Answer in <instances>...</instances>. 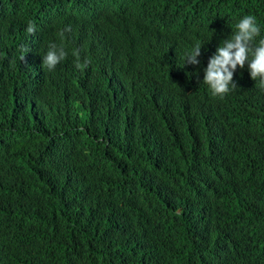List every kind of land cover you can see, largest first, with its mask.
<instances>
[{"label":"trees","instance_id":"16d2710c","mask_svg":"<svg viewBox=\"0 0 264 264\" xmlns=\"http://www.w3.org/2000/svg\"><path fill=\"white\" fill-rule=\"evenodd\" d=\"M1 1H18L6 11L35 45L29 67L23 47L0 43V264H264V136L248 129L247 107L225 115L200 91L166 107L119 80L90 95L59 73L75 65L61 23L85 32L99 6L121 27L129 15L110 0ZM141 1L150 33L192 18L216 44L220 0ZM220 5L256 16L264 35V0ZM53 43L68 56L48 71ZM239 222L252 229L234 231ZM203 236L209 253L192 239ZM42 246L52 255L40 261Z\"/></svg>","mask_w":264,"mask_h":264},{"label":"clouds","instance_id":"9594fccd","mask_svg":"<svg viewBox=\"0 0 264 264\" xmlns=\"http://www.w3.org/2000/svg\"><path fill=\"white\" fill-rule=\"evenodd\" d=\"M110 1V11L114 14L129 15L125 27L116 24L106 11L100 13V6L96 22L85 32L76 20L64 18L58 36L74 47L71 55L75 65L60 74L90 95L112 80L147 87L166 107L179 102L188 104L200 91L225 115L247 107L248 129L264 136V35L256 16L223 13L221 10L225 8L220 0L219 18L212 28L216 44L209 47L206 35L192 20L167 25L154 35L146 27L149 13L143 1ZM7 2L2 4L0 0V43L9 48L23 47L20 60L26 58L30 67L34 53L31 46L35 44L21 40L19 19L6 11L18 1ZM26 31L35 34V22L29 21ZM67 56L63 43L50 44L42 57V67L53 71ZM3 81L4 71L0 66V87ZM245 229H252V224L245 228L239 222L234 231ZM192 239L206 253L210 252L206 237ZM51 255L52 251L43 246L36 250L40 261Z\"/></svg>","mask_w":264,"mask_h":264},{"label":"bare ground","instance_id":"6f19581e","mask_svg":"<svg viewBox=\"0 0 264 264\" xmlns=\"http://www.w3.org/2000/svg\"><path fill=\"white\" fill-rule=\"evenodd\" d=\"M192 3H193V2H192ZM199 4H200V3H199ZM195 5H196V4H195ZM195 5L193 4V6H195ZM196 6H197V5H196ZM197 7H198V6H197ZM105 8H106V7H105ZM105 8L102 7L101 10H100V13H103V12L105 11ZM198 8H199V7H198ZM51 9H52V8H51ZM110 10H111V9H110ZM197 10H198V9H197ZM197 10L195 9L196 12H197ZM94 13H95V12H94ZM89 15H90V13H89ZM89 15H88V16H89ZM176 17H177V16H176ZM41 19L45 20V19H47V18H46V17H43V18H41ZM183 19H184V18H183ZM191 19H192V18H191ZM191 19H190V20H191ZM194 19H195V18H194ZM194 19H193V20H194ZM175 21H177V20H175ZM178 21H179V20H178ZM179 23H180V22H179ZM181 23H182V22H181ZM175 24H176V23H175Z\"/></svg>","mask_w":264,"mask_h":264}]
</instances>
